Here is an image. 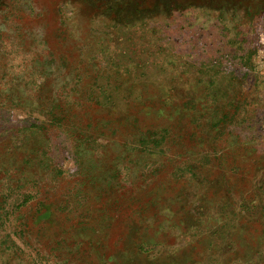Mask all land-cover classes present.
Wrapping results in <instances>:
<instances>
[{
    "label": "rangeland",
    "instance_id": "1",
    "mask_svg": "<svg viewBox=\"0 0 264 264\" xmlns=\"http://www.w3.org/2000/svg\"><path fill=\"white\" fill-rule=\"evenodd\" d=\"M0 264H264V0H0Z\"/></svg>",
    "mask_w": 264,
    "mask_h": 264
}]
</instances>
